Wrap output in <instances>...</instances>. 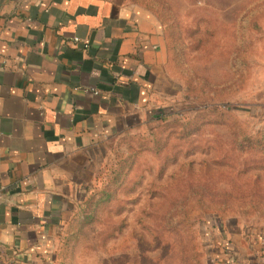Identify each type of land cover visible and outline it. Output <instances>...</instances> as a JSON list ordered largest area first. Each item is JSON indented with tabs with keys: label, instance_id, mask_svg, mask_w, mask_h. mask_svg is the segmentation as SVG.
Segmentation results:
<instances>
[{
	"label": "rangeland",
	"instance_id": "1",
	"mask_svg": "<svg viewBox=\"0 0 264 264\" xmlns=\"http://www.w3.org/2000/svg\"><path fill=\"white\" fill-rule=\"evenodd\" d=\"M125 1L162 25L176 115L104 148L52 264H211L215 224L264 232V0Z\"/></svg>",
	"mask_w": 264,
	"mask_h": 264
},
{
	"label": "crops",
	"instance_id": "2",
	"mask_svg": "<svg viewBox=\"0 0 264 264\" xmlns=\"http://www.w3.org/2000/svg\"><path fill=\"white\" fill-rule=\"evenodd\" d=\"M167 59L141 5L0 0V264L54 263L104 148L170 115ZM214 227L211 264H264L262 230Z\"/></svg>",
	"mask_w": 264,
	"mask_h": 264
},
{
	"label": "trees",
	"instance_id": "3",
	"mask_svg": "<svg viewBox=\"0 0 264 264\" xmlns=\"http://www.w3.org/2000/svg\"><path fill=\"white\" fill-rule=\"evenodd\" d=\"M175 115H176V114L167 117V118H169L168 120H174L173 117H174ZM252 142H253V144H255V145L263 146V145H264V138H260V137L253 138V139H252ZM219 219H220V218H219ZM206 221H207V220H206ZM211 223H212V222H211ZM207 225L209 226L210 223H208ZM212 227H214V226H212Z\"/></svg>",
	"mask_w": 264,
	"mask_h": 264
},
{
	"label": "built area",
	"instance_id": "4",
	"mask_svg": "<svg viewBox=\"0 0 264 264\" xmlns=\"http://www.w3.org/2000/svg\"><path fill=\"white\" fill-rule=\"evenodd\" d=\"M75 39H77V38H75ZM217 242H218V241H217ZM219 247L222 248V249H224V248H225V243L223 244V242H221V243L219 244Z\"/></svg>",
	"mask_w": 264,
	"mask_h": 264
}]
</instances>
